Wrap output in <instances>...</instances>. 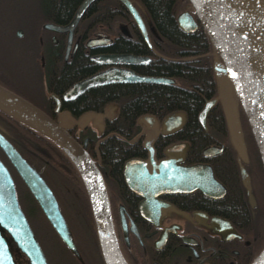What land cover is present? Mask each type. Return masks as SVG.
<instances>
[{
  "label": "flooded vegetation",
  "instance_id": "obj_1",
  "mask_svg": "<svg viewBox=\"0 0 264 264\" xmlns=\"http://www.w3.org/2000/svg\"><path fill=\"white\" fill-rule=\"evenodd\" d=\"M83 1L0 0V88L40 109L69 134L72 131L73 139L84 145L83 149L97 169L104 191L111 248L105 256L89 196L71 158L64 151L68 160L56 154L47 155L46 159L23 156L12 130H23L24 123L0 109V136L35 169L49 188L68 232L70 245L46 218L0 146V163L13 181L18 205L44 263L249 264L264 244V173L239 98L231 91L233 82L225 79L227 73L219 77L221 68L216 56L219 53L213 50L211 43L213 49L206 53L210 56L205 62L208 64L202 67L212 75L207 87L210 90L199 95L194 113L199 140L207 134L205 145L198 146V139L191 140L193 134L187 129L186 114L181 110H171L161 118L145 114L153 118L147 124L140 121L139 116L134 130L125 132L106 124L118 115L116 103L91 108L90 101H86L88 90L96 86L68 99L63 95L76 82L108 68H124L147 76L142 72L153 57L133 53L132 48L138 35L146 48L158 56L150 37L154 40L159 37L133 0L128 1L145 26L150 46L118 0H91L71 31L44 27L45 24L66 26ZM111 2L119 4L116 6L119 17L107 25L102 20L107 17L106 12H98L107 9V3ZM97 16L102 19L91 21ZM109 54L144 56L149 60L145 64L131 65L100 64L92 59ZM154 77L172 79L166 85L177 82L174 76ZM83 102L85 105H81ZM205 104H209V108L203 126L197 116ZM227 106L235 119L238 140L226 117ZM64 115L68 117L61 122ZM168 116L174 117L170 123L175 127L163 131L162 121ZM13 119L16 122L13 123ZM240 120L247 127L245 136ZM106 127L116 131L106 132ZM109 135L116 138H108ZM146 141L155 162L167 160L175 169L195 165L209 169L217 183L213 195L206 196L200 189H194L144 197L131 190L124 179V167L131 160H148ZM205 149H210V153L203 155ZM18 179L23 192L26 189L33 200L26 195L23 197V207L26 203L29 206L27 212L22 210L18 199ZM13 260L14 264H35L20 252L13 253Z\"/></svg>",
  "mask_w": 264,
  "mask_h": 264
},
{
  "label": "water",
  "instance_id": "obj_2",
  "mask_svg": "<svg viewBox=\"0 0 264 264\" xmlns=\"http://www.w3.org/2000/svg\"><path fill=\"white\" fill-rule=\"evenodd\" d=\"M91 0H84L74 16L64 27L45 24L44 27L55 31L71 29L77 23L82 11ZM128 11L144 41L150 46L145 26L136 9L128 0H118ZM190 4L177 14L176 23L184 32L197 28L196 21L189 13L193 8L207 33L211 43L216 45L247 118L256 142L264 173V0H189ZM67 42L66 52L69 47ZM100 64H142L148 57L129 54H109L92 57ZM172 82L167 77L138 75L124 68H108L76 82L66 90L63 97L68 99L87 88L111 83H154L166 85ZM209 104L198 113V121L203 120ZM0 109L13 118L44 134L53 140L73 161L89 196L98 236L104 256L111 251L109 229L105 211V198L101 179L93 162L67 130L52 120L40 109L24 99L0 88ZM226 117L237 139V127L229 106ZM173 116L162 121V130L170 128ZM152 117L141 116L140 121L147 124ZM172 128L175 126H171ZM0 146L14 170L33 196L51 225L64 241L70 245L68 232L59 214L55 199L34 168L5 142L0 136ZM149 149L147 161L131 160L124 167L126 185L144 197H151L171 191L190 192L200 189L202 194L212 196L217 183L209 169L201 165L175 169L169 161L155 162ZM205 149L203 155L209 154ZM25 253L35 264H45L39 247L32 235L23 212L21 211L13 186L6 169L0 163V264H14L13 253ZM110 255V254H109ZM108 264H111L108 262ZM249 264H264V244Z\"/></svg>",
  "mask_w": 264,
  "mask_h": 264
},
{
  "label": "trees",
  "instance_id": "obj_3",
  "mask_svg": "<svg viewBox=\"0 0 264 264\" xmlns=\"http://www.w3.org/2000/svg\"><path fill=\"white\" fill-rule=\"evenodd\" d=\"M133 1L143 12V18L147 24L153 27L155 35L159 37L158 40L150 37L152 48L159 54L158 56H154V53L146 48L138 35L136 37V43L132 48L133 53L147 54L153 57L152 62L144 67L145 71L142 74L174 76L177 82L173 85L135 83L96 86L88 90L86 101H90L91 108L103 107L110 102L116 103L119 108L118 115L114 119L106 121V124L115 125L116 128L125 132L134 130L133 125L139 116L149 114L161 118L171 110L184 111L187 129L193 134L191 140L198 139L196 144L203 146L208 137L205 133V138L199 140L200 132L195 126L194 113L199 105V95L210 90L207 87H209L212 75L202 68L208 64L205 62L210 57L206 53L213 49L210 39L193 8H190L189 12L197 23L196 30L186 33L178 28L175 16L184 9L185 5L189 4V0ZM107 5H109L107 9L104 8L98 12L103 14L106 12L107 17L102 19L97 16L91 21L96 22L99 18L108 25L112 20L117 19L119 11L116 6L119 4L111 2ZM134 31H136L135 28ZM134 35L136 34L134 33ZM81 105H85V102ZM14 122L16 121L13 119ZM112 130L116 131L110 127L105 128L106 132ZM69 132L73 136V132ZM12 136L19 142L23 156L27 158L43 157L46 159L47 155L56 154L68 160L63 150L53 140L25 124H23V130L13 129ZM81 138L82 135L78 139ZM108 138L112 139L116 136L109 135ZM25 195L32 200L26 189ZM18 199L23 210L19 196Z\"/></svg>",
  "mask_w": 264,
  "mask_h": 264
},
{
  "label": "rangeland",
  "instance_id": "obj_4",
  "mask_svg": "<svg viewBox=\"0 0 264 264\" xmlns=\"http://www.w3.org/2000/svg\"><path fill=\"white\" fill-rule=\"evenodd\" d=\"M214 46V49L213 50H218V48H217V46L216 45H213ZM213 48V47H212ZM217 52H219V51H217ZM216 56L218 57L217 58V60H218V64H219V68H221V70H220V72H219V77H221V76H223V74H225V73H227V76H226V80H228V81H232L233 82V80H232V78L229 76V74H228V71H227V68H226V66H225V64L223 63V61H222V58H221V56H220V54H216ZM222 61V62H221ZM231 91L232 92H234L235 93V95H237L236 94V91H235V88H234V86L231 88ZM68 116L67 115H64V116H62L61 118H60V121L62 122V121H64L66 118H67ZM240 127H241V130H242V132H243V135L245 136V134H247V127L245 126V123L243 124V120L241 121L240 120ZM245 129H246V132H245ZM246 137H247V135H246ZM16 186H17V188H20V192H18L19 193V195H20V198H21V203H22V205H23V197L25 196V191L23 192V187H22V185L20 184V182L19 181H17L16 180ZM22 187V188H21ZM28 207L29 206H27V203H26V206H24L23 207V210L25 211V212H27V209H28ZM34 220V219H33ZM35 221V220H34ZM37 225V224H36ZM36 225H35V227H36ZM38 226V225H37Z\"/></svg>",
  "mask_w": 264,
  "mask_h": 264
}]
</instances>
